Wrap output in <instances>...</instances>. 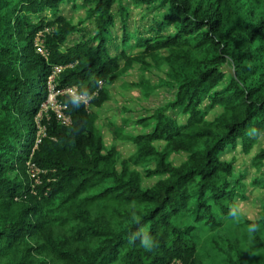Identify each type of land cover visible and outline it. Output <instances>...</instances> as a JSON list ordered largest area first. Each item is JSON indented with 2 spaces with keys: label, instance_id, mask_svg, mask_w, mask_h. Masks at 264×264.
Listing matches in <instances>:
<instances>
[{
  "label": "trees",
  "instance_id": "1",
  "mask_svg": "<svg viewBox=\"0 0 264 264\" xmlns=\"http://www.w3.org/2000/svg\"><path fill=\"white\" fill-rule=\"evenodd\" d=\"M76 2L0 0V256L10 252L7 264H30L28 257L45 253L65 264H207L199 257L206 232L226 264H264V211L258 222L230 217L231 205L247 201L248 186L222 158L240 144L249 154L255 135L264 132V0H84L93 35L70 44L83 30L62 11L68 3L77 9ZM128 3L158 13L149 29L132 31ZM232 4L240 5L235 24ZM40 34L45 55L36 49ZM133 50L139 52L129 54ZM149 60L168 65L175 101L139 122L149 133L126 138L136 152L119 172V154L106 151L90 107L109 99L101 82L111 84L135 64L149 67ZM56 68H62L58 90L78 84L79 94L93 99L87 107L61 97L71 125L54 113L44 116L35 148V117ZM216 107L223 113L207 121ZM252 128L257 134H249ZM163 142L165 149L155 146ZM180 152L187 160L175 166L169 157ZM263 164L261 150L255 166ZM141 169L147 179H161L144 189ZM70 188L69 199L88 209L73 214L78 226L65 247L54 240L51 223L38 217ZM111 203L118 227L99 229L97 210ZM55 222L69 225L67 218ZM251 223L258 228L250 233ZM140 228L158 242L153 251L131 239ZM29 240L32 248L18 258L13 249Z\"/></svg>",
  "mask_w": 264,
  "mask_h": 264
},
{
  "label": "rangeland",
  "instance_id": "2",
  "mask_svg": "<svg viewBox=\"0 0 264 264\" xmlns=\"http://www.w3.org/2000/svg\"><path fill=\"white\" fill-rule=\"evenodd\" d=\"M75 4L77 5V9H74V3H68L63 7L62 11L63 15L71 19L73 23L83 30L72 38L70 44L80 41L85 36L89 38L93 35L92 22L87 20V9L83 7L84 0H77ZM126 6L131 12L132 31L149 29L152 19L158 14L157 12L155 13V10H146L131 4L129 5V3ZM236 7L240 8V5L232 4V24H235L236 20V17H234L235 10H237ZM115 15L119 18L118 8L115 10ZM238 15L240 17L244 16V18L247 16V14L241 10ZM116 33L118 35L122 34L120 19L116 26ZM41 35L42 34L39 36ZM130 52L129 54H136L139 51L133 50L131 53ZM161 55L164 56L165 54ZM148 62L150 64L149 67L135 64L128 72L123 70L120 71L111 84L103 83L101 88L107 89L109 99L100 108L90 107L91 105L89 106L98 117L97 127L102 133L106 151L108 152L115 149L119 154V162L117 163V169L119 172H122L123 160L132 156L136 152L135 145L129 142L126 138L149 133L152 129L140 126L139 122L152 117L158 110L166 108L175 101L177 92L176 88L168 79V65L165 64L158 66L151 60ZM232 74V71H229V76L225 80L223 86L229 82ZM47 82H51V80L49 79ZM49 90L50 87H48V91ZM206 104H208V102H206ZM51 106L52 105L49 104L48 96V99L41 104L39 114L35 117V125L37 129V134L34 139L35 148L40 143L41 136L44 135V128L40 124L42 118L44 116L49 117L50 113H54L53 107ZM222 113L223 109L221 107H216L208 111L206 120L211 122ZM169 114L175 116L176 112L170 110ZM179 120L182 121L184 119L182 116H179ZM255 138L256 144L249 154L244 153L240 144L236 149H230L222 156L224 160L235 164L238 176L241 174L245 175L243 182L248 186L246 191L247 201L238 202V205L241 209V216L251 222L261 221L264 211V164L261 168L255 166V158L261 150H264V132L260 135H255ZM155 146L158 149L163 150L167 145L163 142L156 143ZM187 157L188 156L185 153H173L170 155L169 160L175 166H180L187 160ZM28 164L30 165V163ZM140 171L143 173L142 185L144 189L152 187L161 179H147L144 175L143 169ZM257 181L260 182V185L254 186V183ZM71 193L72 190L70 188L59 198L52 201V203H46L43 208V213L38 217L51 223L54 232V240L59 244H63L65 247L66 245L69 246L72 242L70 229L78 226L77 222H71V220H73V214L78 212L85 213V210L88 209L85 205L82 206L81 204H77V201H71L69 199ZM114 204L115 203H111L108 207L104 206L97 210L99 215V229L118 227V223L114 219L113 214V210L118 207ZM91 210L94 211V208L92 207ZM66 218L69 221L67 227L60 226L59 223L57 224L56 222L53 223V220L56 221L59 219L64 221ZM215 245L214 239H212L208 233L205 232L202 234L199 244L200 259L207 264H226ZM78 246L80 247L77 248L81 251L83 247H81V245ZM31 248L32 244L29 240L27 243H23L19 248L16 247L13 249V251L17 253L18 258H21L25 257L27 255L26 251ZM11 256L12 255L9 251H6L4 255L2 254L0 256L1 264H7L11 259ZM26 260L30 264H65L49 253H45L43 256L35 254L30 258L28 257Z\"/></svg>",
  "mask_w": 264,
  "mask_h": 264
},
{
  "label": "built area",
  "instance_id": "3",
  "mask_svg": "<svg viewBox=\"0 0 264 264\" xmlns=\"http://www.w3.org/2000/svg\"><path fill=\"white\" fill-rule=\"evenodd\" d=\"M42 35L39 36L38 42H36V49L38 54L45 55L46 51L43 47V41L41 39ZM62 72V68H56V70L53 72V74L48 78L51 82H47V86L50 87L49 90V104H51L54 110V113L58 119V121L66 127H69L71 125V118L66 114L67 106L63 104V102L60 100L61 97L64 96H71L70 90L72 87L66 88L64 90H58L55 85V80L57 79L58 75ZM103 83H100V87ZM78 90V89H77ZM81 95V94H80ZM82 101L80 103L85 104L87 107L91 105V101L93 97H88L85 95H81ZM172 264H182L180 261H175Z\"/></svg>",
  "mask_w": 264,
  "mask_h": 264
},
{
  "label": "clouds",
  "instance_id": "4",
  "mask_svg": "<svg viewBox=\"0 0 264 264\" xmlns=\"http://www.w3.org/2000/svg\"><path fill=\"white\" fill-rule=\"evenodd\" d=\"M78 86H79L78 84L72 85L70 93L74 101L81 102L83 96L79 94L77 90ZM77 107H79V103H77ZM257 132L258 130L256 128H252L249 134L250 135L257 134ZM229 215L233 219L238 218L241 215L240 206L238 204L231 205L229 209ZM136 223L140 224V220L137 219ZM257 228H258V225L256 223H251L248 225V231L250 233L255 232ZM131 239L133 241H138L141 247L145 249L146 251H153L155 248L159 246L158 242L154 239L152 234L144 230L143 228H140L136 232L132 233Z\"/></svg>",
  "mask_w": 264,
  "mask_h": 264
}]
</instances>
